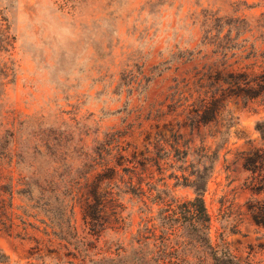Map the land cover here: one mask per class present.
Returning a JSON list of instances; mask_svg holds the SVG:
<instances>
[{"label":"rangeland","instance_id":"374dc122","mask_svg":"<svg viewBox=\"0 0 264 264\" xmlns=\"http://www.w3.org/2000/svg\"><path fill=\"white\" fill-rule=\"evenodd\" d=\"M204 9L254 26L264 0H0V146L78 200L65 240L0 231L7 264H208L170 231L197 172L211 242L264 264L243 166L264 147V95L222 92L231 71L264 69V40L246 31L221 65Z\"/></svg>","mask_w":264,"mask_h":264},{"label":"trees","instance_id":"16d2710c","mask_svg":"<svg viewBox=\"0 0 264 264\" xmlns=\"http://www.w3.org/2000/svg\"><path fill=\"white\" fill-rule=\"evenodd\" d=\"M202 23L206 35L204 33L201 44L213 45L214 54L220 55L217 60L225 67L228 66V60L236 55V52L231 51L246 31L256 27L264 40V12L260 13L256 24L252 26L251 21L245 17L227 18L204 9ZM224 28L227 29L223 33ZM229 77L233 78V82L223 89V94L242 95L244 98L264 95V69L258 74L246 70L231 71ZM254 128L264 140V119L256 121ZM9 153L10 146H0V231L22 239L29 238L30 231L40 232L48 237L53 235L60 240H65L67 234H76L73 209L78 200L74 190L64 191L62 181L56 175L35 174V166L32 164L29 165L31 171L24 172L25 165L8 159ZM243 166L250 174L248 187L252 194L247 201V210L254 223L264 227V147L247 152ZM206 183V176L198 172L194 175L189 184L194 196L180 205L183 210L178 207L179 212L185 214L184 220H179L170 231L175 234L182 230L184 235L191 238L196 248L204 250L208 264H244L228 248L211 242L210 217L202 196ZM258 195L262 196L257 197ZM118 214L114 211V215ZM162 230L171 234L165 226ZM7 262L8 257L0 251V264Z\"/></svg>","mask_w":264,"mask_h":264}]
</instances>
